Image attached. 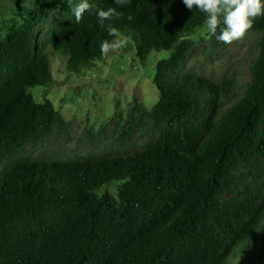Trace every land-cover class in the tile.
Listing matches in <instances>:
<instances>
[{
    "label": "trees",
    "instance_id": "obj_1",
    "mask_svg": "<svg viewBox=\"0 0 264 264\" xmlns=\"http://www.w3.org/2000/svg\"><path fill=\"white\" fill-rule=\"evenodd\" d=\"M80 2L33 0L0 33V264H229L241 256L264 264V16L251 29L261 35L251 82L236 95L228 78L182 72L195 46L187 35L206 18L198 9L183 0H87L123 13L105 25L133 40L140 61L171 52L155 67L158 101L128 114L150 120L156 135L129 153L20 157L66 124L49 99L37 103L29 92L52 79L44 48L67 57L70 73L106 59L99 45L113 38L92 10L76 22ZM132 132L128 123L119 143ZM113 181L123 182L117 195H99Z\"/></svg>",
    "mask_w": 264,
    "mask_h": 264
},
{
    "label": "rangeland",
    "instance_id": "obj_2",
    "mask_svg": "<svg viewBox=\"0 0 264 264\" xmlns=\"http://www.w3.org/2000/svg\"><path fill=\"white\" fill-rule=\"evenodd\" d=\"M33 0H0V33L13 21L21 22L18 14L29 7ZM48 24L41 27L45 32ZM118 52L110 53L104 61H96L92 69L70 73L66 69L67 57L53 48H44L52 63V79L47 85L29 89L37 103L49 99L62 114L64 130L53 141L39 143L20 157L36 155L40 158H77L87 154H108L113 151L129 153L151 141L156 131L150 120L134 122L129 116L134 104L150 109L159 99L154 85L155 67L158 61L167 59L171 52L152 51L144 62L136 54L133 40ZM42 37V36H41ZM44 37V36H43ZM195 46L182 72L198 73L216 82L230 79L236 95L244 92L251 82V64L258 54L261 35L250 30L243 38L232 43H216L202 26L187 35ZM131 124L133 132L123 144L120 133ZM6 162H0V168ZM123 182L113 181L100 190L117 195ZM254 259L260 252L255 250ZM241 256L230 259L229 264H247Z\"/></svg>",
    "mask_w": 264,
    "mask_h": 264
},
{
    "label": "clouds",
    "instance_id": "obj_3",
    "mask_svg": "<svg viewBox=\"0 0 264 264\" xmlns=\"http://www.w3.org/2000/svg\"><path fill=\"white\" fill-rule=\"evenodd\" d=\"M64 2V0H61ZM71 0H69V3ZM130 0H115L121 7L128 4ZM183 4L188 10L198 9L205 15L204 28L209 36H215L219 42L232 44L245 36L253 27L255 20L264 16V0H183ZM92 10L98 17L99 25L103 29L106 27L107 33L113 39L103 40L99 47L101 55L107 57L112 52H118L127 43V39L117 27L111 24L105 25V21L123 18V13L117 11L115 7H102L90 9L87 0L72 8L75 20L80 23L83 14ZM132 20V16L127 17ZM219 29V34H217Z\"/></svg>",
    "mask_w": 264,
    "mask_h": 264
}]
</instances>
